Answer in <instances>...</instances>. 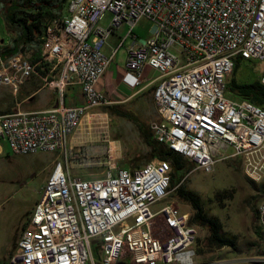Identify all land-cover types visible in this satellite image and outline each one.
I'll use <instances>...</instances> for the list:
<instances>
[{
  "label": "built area",
  "instance_id": "1",
  "mask_svg": "<svg viewBox=\"0 0 264 264\" xmlns=\"http://www.w3.org/2000/svg\"><path fill=\"white\" fill-rule=\"evenodd\" d=\"M107 12L111 17L102 26ZM141 17L153 21L146 40L132 32ZM124 22L127 33L106 56L103 46ZM128 37L133 41L123 82L140 86L146 69L158 73L152 82L158 118L149 125L158 142L206 172L235 156L254 180L264 172V107L226 91L237 56L259 62L264 85V0H68L67 13L47 26L36 62L30 50L0 55V87L16 92L36 74L58 95L49 109L0 114V141L13 153L59 157L9 264H96L94 245L100 264L122 258L132 264H229L197 261L192 214L168 202L173 189L167 161L154 158L132 169L113 165L97 178L70 171L73 156L86 152L74 151L70 139L89 110L112 103L98 84ZM73 84L83 102L66 105L64 93ZM257 219L264 248V196Z\"/></svg>",
  "mask_w": 264,
  "mask_h": 264
},
{
  "label": "rangeland",
  "instance_id": "2",
  "mask_svg": "<svg viewBox=\"0 0 264 264\" xmlns=\"http://www.w3.org/2000/svg\"><path fill=\"white\" fill-rule=\"evenodd\" d=\"M9 1L0 0V46H9L12 39L20 33L19 27H10L6 21L3 5ZM110 17L111 14L107 12L99 24L106 26ZM152 26L153 21L141 17L132 27V32L137 40H146L153 36ZM129 27V24L124 22L109 36L102 49L106 56L118 45ZM132 41L131 37L126 38L112 60L111 67L120 73L124 68L126 48ZM27 49L33 51L34 45ZM236 58L238 57H234L235 60ZM238 61L234 73L235 81L249 82L259 79V62L241 58H238ZM43 83L44 80L34 74L16 92L6 86L0 87V113L6 109L13 112L18 107L24 111L39 110L46 98L57 97V93L52 89L48 90ZM153 89L154 85L147 86L136 98L120 103L122 109L134 113L149 130L150 122L158 118ZM35 90L38 91L31 98L25 99ZM103 110L104 106L93 108L91 112L94 114L88 115L81 128L76 131L74 141L77 144L74 145V151L84 148L86 152L73 156L72 166L69 164L73 174L97 178L103 176L113 165L123 166L122 162L128 159H134V163L143 165L149 156V149L136 125L126 118L109 115ZM0 146V264H9V256L14 251L22 228L41 195L52 163L59 157L55 152L44 151L26 155L15 154L3 140L0 141ZM233 151V148H230L228 153ZM245 168L242 157L219 159L209 172L194 165L181 181L186 189L201 198L208 213L216 217L221 231L235 236L238 243L236 249L210 245L207 241L208 230L197 226L198 238L194 247L196 259L200 263L221 260L229 264H264V254L261 253L264 248L253 229V212L264 196V172L259 180H254L246 174ZM168 202L181 210L193 213L189 204L178 200L172 192ZM155 233L158 234V231ZM93 259L96 264H100L95 250ZM116 264L132 263L122 258Z\"/></svg>",
  "mask_w": 264,
  "mask_h": 264
},
{
  "label": "trees",
  "instance_id": "3",
  "mask_svg": "<svg viewBox=\"0 0 264 264\" xmlns=\"http://www.w3.org/2000/svg\"><path fill=\"white\" fill-rule=\"evenodd\" d=\"M67 1L68 0H10L9 3H4L3 10L7 23L10 27H19L20 33L17 37L12 39L9 46H0V55L6 58L16 53L18 50H29L27 48L34 45V50L31 51V60L32 62H36L40 56L43 36L47 26L50 25L54 19L65 14L67 10ZM237 57L244 59L240 56ZM238 58L234 61L230 78L226 83L227 93L236 98H244L258 106L264 107V85L259 79L249 82L235 81L234 73L238 67ZM38 72L40 75H43L42 71ZM9 110L10 109L1 111L2 113L0 114L10 113L8 112ZM103 112H106L109 115L126 118L136 125L149 149V156L146 158L144 164L154 158L165 160L170 164V187L173 189L172 195L176 196L181 202L189 204L193 212L190 221L191 223L199 227H205L208 230V243L218 247L227 246L232 249H236L238 244L236 237L222 232L216 217L208 213V210L201 198L195 192L186 189L182 185L181 181L185 174L193 169L194 164L192 161L184 155L170 149L167 145L158 142L153 137L152 132L148 129V127L143 124L134 113L129 110L122 109L120 103H110L105 105ZM122 163L123 166L121 167L127 168L130 166H142L134 163V159H128V161H123ZM253 218L254 233L256 234L258 241L262 242L263 232L259 223L256 222L258 220L257 209L253 212ZM26 223L27 221L25 222V225ZM97 243L98 242L95 241V244ZM252 244L257 245L256 243ZM258 249L259 245L257 252H259ZM94 250L100 259L101 252L98 249V245H94ZM261 253L264 254V250H262Z\"/></svg>",
  "mask_w": 264,
  "mask_h": 264
},
{
  "label": "crops",
  "instance_id": "4",
  "mask_svg": "<svg viewBox=\"0 0 264 264\" xmlns=\"http://www.w3.org/2000/svg\"><path fill=\"white\" fill-rule=\"evenodd\" d=\"M115 31H114V33H115ZM106 43H107V41H106ZM106 43H105V45H106ZM115 48H113L111 50V53L107 56H111L112 52ZM118 49L116 50V53L114 54L112 60L114 59L115 55L117 54ZM111 63H112V61L110 62V64H109L105 74L103 75L102 79L100 80L98 87H99V89H101L105 93V95H107L109 97V99L112 103H123V102H126L132 98H136L137 96H139L143 92V90L147 86L153 85V83H152L153 80L158 76L157 72L146 69L142 84L140 86H136V87H129L122 80V77L126 72L125 64H124L123 72L120 73L119 71H117L111 67ZM48 90H51V89L48 88ZM37 91L38 90H35L30 95H28L25 99L31 98L32 95L34 93H36ZM25 99H23V101ZM57 100H58V95L55 98H53L51 96L46 98V100L43 102V106L39 110H45V109H49V108L53 107L54 105L57 104ZM63 101H64V104H66V105L81 104L83 102V95H82L80 86L77 84H73V85L68 86L65 93H64V100ZM91 111H92V109L89 110L87 115H85L83 117L81 124H80L78 129L81 128V126L83 125V120L86 121V117L88 115L94 114V112H91ZM76 133L77 132H75V134ZM75 134L70 139V144L73 146L75 144H77V142L74 141Z\"/></svg>",
  "mask_w": 264,
  "mask_h": 264
}]
</instances>
